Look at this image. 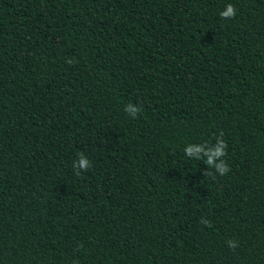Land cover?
<instances>
[{"label": "trees", "instance_id": "1", "mask_svg": "<svg viewBox=\"0 0 264 264\" xmlns=\"http://www.w3.org/2000/svg\"><path fill=\"white\" fill-rule=\"evenodd\" d=\"M0 264H264V0H0Z\"/></svg>", "mask_w": 264, "mask_h": 264}, {"label": "clouds", "instance_id": "2", "mask_svg": "<svg viewBox=\"0 0 264 264\" xmlns=\"http://www.w3.org/2000/svg\"><path fill=\"white\" fill-rule=\"evenodd\" d=\"M220 15L224 18L234 16L235 11L233 9V6L231 4L227 5L225 7V10L221 11ZM125 111H127L132 115H135L137 112L140 111V109L135 104L130 102L126 105ZM219 143L221 147L217 149L216 152L213 153V155H221V156L226 155V152L224 150L226 149L227 145L223 140V138L220 139ZM194 151H199V149H193L191 144H189L188 146H186L184 153L187 157H191ZM197 159H203V158L197 157ZM205 163L217 169L221 173V175L225 174L230 170L226 161L221 163H215L214 161H212L211 157H209L208 160L205 161ZM89 166H90V161L83 155H81L77 160L73 162V167L77 169L84 170L87 169ZM202 222L206 225L209 223L207 220H203ZM228 245L229 247H235L236 243L230 240L228 242Z\"/></svg>", "mask_w": 264, "mask_h": 264}]
</instances>
